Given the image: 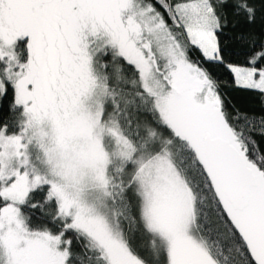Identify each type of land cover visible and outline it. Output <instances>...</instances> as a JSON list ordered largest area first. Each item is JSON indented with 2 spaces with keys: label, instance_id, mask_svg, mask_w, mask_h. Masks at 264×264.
I'll return each instance as SVG.
<instances>
[{
  "label": "snow or ice",
  "instance_id": "obj_1",
  "mask_svg": "<svg viewBox=\"0 0 264 264\" xmlns=\"http://www.w3.org/2000/svg\"><path fill=\"white\" fill-rule=\"evenodd\" d=\"M0 264H264V0H0Z\"/></svg>",
  "mask_w": 264,
  "mask_h": 264
},
{
  "label": "trees",
  "instance_id": "obj_2",
  "mask_svg": "<svg viewBox=\"0 0 264 264\" xmlns=\"http://www.w3.org/2000/svg\"><path fill=\"white\" fill-rule=\"evenodd\" d=\"M231 100L233 103H236L239 105H244V106H247L248 104L254 103L249 98H246V97L239 95L237 93H231Z\"/></svg>",
  "mask_w": 264,
  "mask_h": 264
}]
</instances>
